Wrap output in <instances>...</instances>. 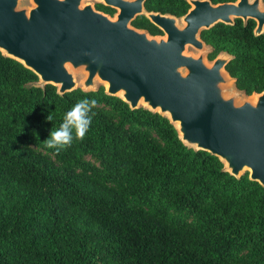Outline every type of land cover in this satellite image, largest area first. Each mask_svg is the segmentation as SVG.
<instances>
[{
    "label": "trees",
    "instance_id": "1",
    "mask_svg": "<svg viewBox=\"0 0 264 264\" xmlns=\"http://www.w3.org/2000/svg\"><path fill=\"white\" fill-rule=\"evenodd\" d=\"M144 8L180 18L190 5L147 0ZM131 25L162 35L144 16ZM255 26L235 19L200 33L208 60L230 57L225 70L246 96L264 92V32L255 36ZM37 83L0 52V264H264L261 185L186 147L157 113L131 110L102 88L60 96ZM83 98L96 100L85 137L46 147Z\"/></svg>",
    "mask_w": 264,
    "mask_h": 264
},
{
    "label": "water",
    "instance_id": "2",
    "mask_svg": "<svg viewBox=\"0 0 264 264\" xmlns=\"http://www.w3.org/2000/svg\"><path fill=\"white\" fill-rule=\"evenodd\" d=\"M20 1L0 0V52L31 70L37 86H54L62 96L96 91L100 80L106 95L167 118L186 147L217 157L236 179L248 170V179L264 188V92L252 94L255 102L226 97L230 57L220 54L209 65L200 39L203 30L235 19L253 20L254 35L262 34V0H187L190 8L180 18L147 12V0H95L114 9V19L89 4L81 7L84 0H30L29 9L19 8ZM138 16L165 37L132 27ZM188 46L199 50L197 57L185 54ZM77 70L82 88L73 77Z\"/></svg>",
    "mask_w": 264,
    "mask_h": 264
},
{
    "label": "clouds",
    "instance_id": "3",
    "mask_svg": "<svg viewBox=\"0 0 264 264\" xmlns=\"http://www.w3.org/2000/svg\"><path fill=\"white\" fill-rule=\"evenodd\" d=\"M96 106L95 99L83 98L78 100L63 117V122L58 129H52L48 139L43 143L48 148H54L57 151L60 148L69 146L73 139L82 140L89 131L92 123V109ZM48 121H52V116H47Z\"/></svg>",
    "mask_w": 264,
    "mask_h": 264
},
{
    "label": "rangeland",
    "instance_id": "4",
    "mask_svg": "<svg viewBox=\"0 0 264 264\" xmlns=\"http://www.w3.org/2000/svg\"><path fill=\"white\" fill-rule=\"evenodd\" d=\"M91 5V6H93V8L96 10V8L94 7L96 4H98V3H96V1L95 0H84V1H82V3H81V7H83V6H85V5ZM18 7L19 8H25V9H29V8H31V7H33V5H32V2L30 1V0H21L20 2H19V5H18ZM98 11V10H97ZM101 12V11H100ZM103 13V12H102ZM107 15V14H106ZM115 15L116 14H114L113 16H109L110 18H115ZM177 25L179 26V27H182L183 26V23H182V21L181 20H179V21H177ZM155 37H165V35L163 34L162 36H155ZM203 52V55H204V59H205V61L210 65L211 64V62L212 61H210V60H208V58H207V55H208V53H209V49H208V47L206 46V48H204V50L202 51ZM200 52H199V50H196L195 48H193V47H191V46H188V47H186V49H185V54L186 55H189V56H193V57H197L198 56V54H199ZM73 73V77H74V79L76 80V86H77V88H82V86H81V80H83V78H84V75H83V71L82 70H77V71H74V72H72ZM182 73H184V71L182 70ZM231 80H232V84L231 85H229V87L228 88H226V87H224L225 89V96L226 97H230V96H235V99H236V103L237 104H239V103H241V102H243L244 100H250V99H252V98H249V96H246V95H244L241 91H239L237 88H236V86H235V81H234V79H232L231 78ZM40 83V82H39ZM41 84V83H40ZM99 88H102L104 91H105V83L104 82H102V81H100V80H97L96 81V83H95V87H94V90L95 89H99ZM140 105V107L141 108H143L144 107V105L143 104H139ZM244 174H247L248 176H249V171L248 170H244V171H242L241 172V176H243Z\"/></svg>",
    "mask_w": 264,
    "mask_h": 264
},
{
    "label": "bare ground",
    "instance_id": "5",
    "mask_svg": "<svg viewBox=\"0 0 264 264\" xmlns=\"http://www.w3.org/2000/svg\"><path fill=\"white\" fill-rule=\"evenodd\" d=\"M259 8H260V10H264V8H263L261 5H260ZM223 74H224V73H223ZM225 77H226V79H228V82H227L228 85H231V84H232V80L229 79L228 76H225ZM81 83H82V80H81ZM81 83H80V84H81ZM105 88H107V85H106V84H105ZM121 95H122V93H120V96H121ZM249 98H254L252 102H255V96H254V95L249 96Z\"/></svg>",
    "mask_w": 264,
    "mask_h": 264
},
{
    "label": "flooded vegetation",
    "instance_id": "6",
    "mask_svg": "<svg viewBox=\"0 0 264 264\" xmlns=\"http://www.w3.org/2000/svg\"><path fill=\"white\" fill-rule=\"evenodd\" d=\"M96 5H98V4H96ZM96 5L94 6L95 8H96ZM101 5H102V4H101ZM103 6H104V5H103ZM105 7H107V6H105ZM109 8H110V7H109ZM96 10H97V8H96ZM98 11H100V10H98ZM101 12H102V11H101ZM103 13H104V12H103ZM115 13H116V11L114 12V14H115ZM114 14H113V15H114ZM107 15H108V14H107ZM113 15H112V16H113Z\"/></svg>",
    "mask_w": 264,
    "mask_h": 264
}]
</instances>
